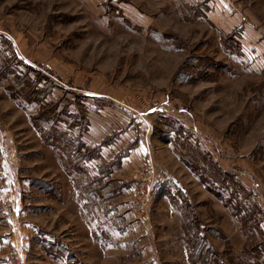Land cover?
<instances>
[{
	"label": "rangeland",
	"instance_id": "obj_1",
	"mask_svg": "<svg viewBox=\"0 0 264 264\" xmlns=\"http://www.w3.org/2000/svg\"><path fill=\"white\" fill-rule=\"evenodd\" d=\"M198 240L264 264V0H0V264Z\"/></svg>",
	"mask_w": 264,
	"mask_h": 264
},
{
	"label": "trees",
	"instance_id": "obj_2",
	"mask_svg": "<svg viewBox=\"0 0 264 264\" xmlns=\"http://www.w3.org/2000/svg\"><path fill=\"white\" fill-rule=\"evenodd\" d=\"M205 240H206V239H202L201 241H202V242H205ZM201 241L198 240V244L194 245V254H196V255L199 257V259L202 260V262H203L204 264H208V263H207L208 261H205L204 256H203V255H200V253H199V252H201V249L203 248V246L201 247L200 244H199V242H201ZM211 252H212V251H211ZM213 257H215V258H216L215 260H217L218 255H217V254H214V252H213V253L211 254V258L213 259ZM212 261H213V260H212Z\"/></svg>",
	"mask_w": 264,
	"mask_h": 264
},
{
	"label": "built area",
	"instance_id": "obj_3",
	"mask_svg": "<svg viewBox=\"0 0 264 264\" xmlns=\"http://www.w3.org/2000/svg\"><path fill=\"white\" fill-rule=\"evenodd\" d=\"M9 208H10L9 209L10 213H12L13 212V207L10 205Z\"/></svg>",
	"mask_w": 264,
	"mask_h": 264
},
{
	"label": "crops",
	"instance_id": "obj_4",
	"mask_svg": "<svg viewBox=\"0 0 264 264\" xmlns=\"http://www.w3.org/2000/svg\"><path fill=\"white\" fill-rule=\"evenodd\" d=\"M74 196V195H73Z\"/></svg>",
	"mask_w": 264,
	"mask_h": 264
}]
</instances>
